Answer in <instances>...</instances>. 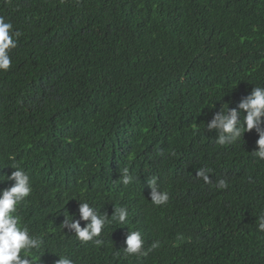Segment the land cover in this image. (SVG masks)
I'll return each mask as SVG.
<instances>
[{"label":"trees","instance_id":"trees-1","mask_svg":"<svg viewBox=\"0 0 264 264\" xmlns=\"http://www.w3.org/2000/svg\"><path fill=\"white\" fill-rule=\"evenodd\" d=\"M0 16L21 33L0 72V175L14 163L32 179L18 211L43 240L38 264H264L258 134L221 146L207 129L264 86V0H0ZM78 201L127 222L82 242L60 226Z\"/></svg>","mask_w":264,"mask_h":264},{"label":"clouds","instance_id":"clouds-1","mask_svg":"<svg viewBox=\"0 0 264 264\" xmlns=\"http://www.w3.org/2000/svg\"><path fill=\"white\" fill-rule=\"evenodd\" d=\"M21 36L19 30H15L10 21L0 16V72H6L12 65L11 51L17 47V40ZM242 113H246L242 115ZM208 131H215L218 135L216 143L232 145L236 143L245 132L255 130L258 134L256 146L258 150L251 153L260 160H264V86H255L251 92L244 96L235 108H227L215 112L207 123ZM14 157H9L13 160ZM14 169L10 175H0V183L12 181L10 187L0 190V264H38L41 256L39 252L43 245L41 237L35 235L30 227L23 222L19 214V207L33 191L30 175L19 165L11 164ZM209 169L201 168L196 176L202 178L205 183H211ZM6 176V179L4 177ZM122 183L127 185L133 177L125 168L122 174ZM150 191L151 202L156 206L167 204L169 194L160 191L157 186V178L152 177L147 181ZM217 187L227 188V181L220 179ZM79 202V201H78ZM78 213L79 219H76ZM77 213L64 215L60 224L62 230L67 229L82 242H93L102 245L104 241L99 239L103 230L116 221L126 224L128 211L124 207L114 208L109 217L107 213H101L94 205L87 201L79 202ZM111 218V220H110ZM81 221L86 222L81 226ZM257 230L264 233V213L257 217ZM125 252L130 255L144 252L145 239L139 230L129 231L125 238ZM159 247V241L151 245ZM56 264H74L67 255H57Z\"/></svg>","mask_w":264,"mask_h":264}]
</instances>
